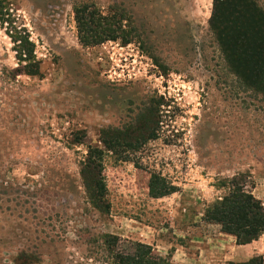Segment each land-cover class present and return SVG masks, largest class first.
I'll return each mask as SVG.
<instances>
[{
    "label": "rangeland",
    "instance_id": "374dc122",
    "mask_svg": "<svg viewBox=\"0 0 264 264\" xmlns=\"http://www.w3.org/2000/svg\"><path fill=\"white\" fill-rule=\"evenodd\" d=\"M213 12L214 0H0V264H108L103 235L164 264L240 255L204 214L238 174L264 205V96L238 91ZM90 156L102 213L82 179ZM153 179L177 191L152 198ZM255 242L243 252L264 264V233Z\"/></svg>",
    "mask_w": 264,
    "mask_h": 264
},
{
    "label": "trees",
    "instance_id": "16d2710c",
    "mask_svg": "<svg viewBox=\"0 0 264 264\" xmlns=\"http://www.w3.org/2000/svg\"><path fill=\"white\" fill-rule=\"evenodd\" d=\"M210 30L236 80L238 91L250 92L254 98L264 96V10L258 1L214 0ZM143 133L151 132L143 128ZM91 159L90 156L83 167L82 179L90 204L102 213V198L97 193L100 166ZM245 178L246 175L238 174L218 181L217 187L228 188V192L204 214L207 222L218 225L222 233L233 236L236 245L250 244L264 233V205L243 189ZM152 181L149 184L152 198H163L177 191L176 187L165 185L163 180ZM97 240L104 248L101 251L108 264H164L149 246L134 244L131 252L124 253L119 250L120 239L116 237L103 235ZM228 264H262V258L256 256L243 263Z\"/></svg>",
    "mask_w": 264,
    "mask_h": 264
},
{
    "label": "crops",
    "instance_id": "0c3cea01",
    "mask_svg": "<svg viewBox=\"0 0 264 264\" xmlns=\"http://www.w3.org/2000/svg\"><path fill=\"white\" fill-rule=\"evenodd\" d=\"M256 242H252V244H247V245H239V246H236L235 245V251H237L238 253H240V255H235V259H232V262L234 263H243V262H246L248 260H250L252 258V254H248L247 252H243L245 251L248 247H251V245H254Z\"/></svg>",
    "mask_w": 264,
    "mask_h": 264
}]
</instances>
